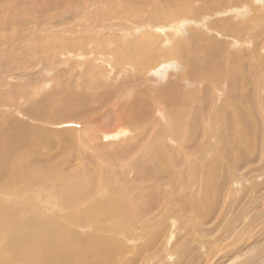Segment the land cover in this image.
<instances>
[{
  "label": "rangeland",
  "instance_id": "1",
  "mask_svg": "<svg viewBox=\"0 0 264 264\" xmlns=\"http://www.w3.org/2000/svg\"><path fill=\"white\" fill-rule=\"evenodd\" d=\"M17 1L0 0V133L29 129L42 135L29 159L33 166L62 165L69 180L93 172L99 189L89 203L114 204L111 188L135 202L154 185L182 196L201 193L210 180L222 188L218 212L199 228L181 230L180 221L171 228L160 215H144L129 232L108 233L125 243L115 264H181V250L183 261L194 253L203 258L193 264H264V0H56L47 13L31 5L13 10ZM62 2L64 11L55 13V3ZM144 46L148 53L142 55ZM194 58L198 63L191 64ZM163 67L161 79L154 78L153 70ZM74 89L95 96L82 107L76 94L61 99ZM135 99L141 103L120 110ZM162 161L168 168L160 174ZM55 182L49 196L42 182L21 197L2 192L0 198L22 203L41 192L42 209L65 216ZM24 185L19 183L21 191ZM175 202L165 209L177 208ZM81 226L79 236L94 231Z\"/></svg>",
  "mask_w": 264,
  "mask_h": 264
},
{
  "label": "bare ground",
  "instance_id": "2",
  "mask_svg": "<svg viewBox=\"0 0 264 264\" xmlns=\"http://www.w3.org/2000/svg\"><path fill=\"white\" fill-rule=\"evenodd\" d=\"M53 1H56V0H18L16 3V6L14 7L13 10H17L19 8V5L22 6V8H20V9L29 8L31 5V7L36 12H38L39 10H42L41 13L42 12L47 13V11H52V8H50V7H51V5H52L51 3ZM59 1L60 0H58V2ZM161 1H163V2L167 1L168 2L169 0H166V1L161 0ZM55 4H56L55 13L57 12V14H60L61 12L64 11L63 8H64L65 2H62L61 4L60 3H55ZM99 4H101V3H99ZM95 5H96V2H95ZM83 6H86V5L84 4ZM87 7L88 6H86V8ZM161 8H162V6H161ZM193 8H189V9H193ZM99 11H100V9H99ZM153 11H155V10H153ZM163 11H164V9H163ZM201 11H203V9ZM212 11H213V9H212ZM7 12H8V10H7ZM41 13H39V14H41ZM158 13H159V11H158ZM166 14H168V13H166ZM166 14H165V16H166ZM169 14H170V12H169ZM44 15L41 17L43 18V20L46 21L48 16H44ZM39 16H36V18L39 19ZM82 16L84 17V15H82ZM169 16H171V15H169ZM67 17L68 16L66 15V18ZM173 17H175V15ZM167 18H168V16H167ZM38 19H35L34 23ZM182 19H184V18H182ZM186 21L187 20H182L181 23L183 25H185L187 23ZM44 23H46V22H44ZM44 23H43V25H44ZM199 23L197 21L198 25H199ZM112 24H110V25H112ZM78 26H80V25H78ZM179 31H181V30L179 29ZM176 32L178 33V31H176ZM203 34H201V35H203ZM198 36L201 37L200 34ZM149 38H151L152 39L151 41H153V39L157 40L158 37L155 38V36L153 37V35H150ZM131 39H133V38H131ZM194 39H196V38H194ZM177 40H180V38ZM144 41L145 40L141 41V43H142L141 46L144 45V43H145ZM192 41H194V40H192ZM158 43H160V42H158ZM177 45H179V43ZM190 45H192V44H190ZM44 47H45V45H44ZM147 48H145V46H144V48L140 49L141 50V51L139 50L140 54L145 55L146 53H148V52H146ZM154 48H155V46H154ZM173 50L174 49L167 51L166 55H172L174 52ZM136 54H138V53H136ZM148 55H150V54H148ZM190 61H192V62H190ZM190 61L189 62L191 64L198 63V60H196L195 58L193 60H190ZM150 62H152V60ZM158 62H159V60H158ZM120 64H122V63H120ZM174 64L175 63L172 62L173 66H174ZM198 65H200V64H198ZM164 66L166 68L168 67V65H164ZM176 66L177 65H175V67ZM184 66H183V68H184ZM187 66H188V64H187ZM149 67H150V65H149ZM165 67L161 68V70H159L157 68V70L156 69L153 70V73L150 72V74L151 73L155 74L154 78L156 76L157 78L161 79L159 74H161V72H163L166 69ZM196 68H198V67H196ZM190 69H192V67H190ZM186 71H187V68H186ZM188 74H190V72ZM193 76H194V74H193ZM185 77L187 78V76H185ZM187 79H189V78H187ZM181 80H182V78H181ZM157 81H159V80H157ZM130 87H133V86L130 85ZM169 87H172V86H169ZM85 88H88V87H85ZM172 88H175V86ZM124 91H125V89H124ZM178 91H179V89H178ZM125 93L129 94L128 90L125 91ZM60 94H61V91H60ZM182 94L183 93H181V95ZM61 95L62 96L64 95V91H62ZM66 95H69V96L65 97ZM74 95L76 96V99L78 100L77 106L82 107V106H86L87 102L90 101V98L95 96V92L94 91L89 92L87 90H84V91H80V92L77 91V93H76V90L74 89V93L67 92L61 99H63V100L65 99L67 101H70L73 99ZM158 97H160V96H158ZM96 98H98V97H96ZM140 99L141 98H139V100ZM160 99H162V97ZM42 100L46 104H48V99L46 96ZM116 100H118V99H116ZM139 100H137V99L133 100V102H131L132 104L131 103L124 104L122 107H120L121 108L120 110H122L124 108H129V107H131V105L134 106V105L141 103V101H139ZM174 101H175V99L173 98L171 102H174ZM116 103H111L109 105V107L114 108V106L117 105ZM112 104H113V106H111ZM148 104L149 103H147V105ZM155 104H156V102H155ZM147 105L146 106L144 105V106L146 108H148ZM111 108H109L108 110H110ZM45 110H46V108H45ZM136 114L132 118L135 117L134 120L137 121V120H139L140 115L138 116ZM124 116L126 117V115H124ZM141 116H142V114H141ZM151 116H153V115H151ZM144 117H145V115H144ZM102 118L103 117H101V119ZM141 120H143V119H141ZM175 121H176V119H175ZM50 125H52V124H50ZM176 126H178V125H176ZM181 126H183V125H181ZM187 126H188V124H187ZM185 127H186V125H185ZM179 128H181V127L179 126ZM179 128H177V129H179ZM184 128H182V129H184ZM177 129L176 130L173 129V131H177ZM186 130H187V128H186ZM41 131L42 130L40 129V132ZM189 131H193V129H190ZM2 132L3 133L6 132L7 134L5 135V133L4 134L0 133V194L2 192H4L2 194L14 193V194H17V196L19 195V197H21L20 195L23 191H31L32 189L34 191H36L37 189H35V188H37L39 185H41L42 182L43 183L46 182L48 184V185L46 184L47 185L46 190H45V186H46L45 184H44V187L42 189L45 190L46 195L49 196V195H52V194H50V192L53 190V187L56 183L55 181H57V182H59L58 184L60 186L59 193L57 194V201L60 205L61 211L65 212V216H60L57 214H47V212H46L47 206L45 207V204H44L45 210H43L42 209L43 207H41L42 205L38 201V199H40V196H42L44 199V195H41L42 194L41 192H39V193L35 192L37 194V196L34 197V195H33V197L30 199L26 198L28 200L22 199L23 200L22 203L19 201L16 202V199H15V201L4 200L3 199L4 196H3V198H0V264H115V262L117 260L116 256H119V255L121 256L126 251V249L124 246L125 243L123 244L117 238L114 239L115 236L110 235V234L113 232L115 233V231L119 232L122 229H126L129 232L130 230H132L131 226L133 225V223H135V221L138 220L139 218L144 217V215L145 216L146 215H148V216L149 215L150 216H153V215L159 216L160 215L163 219L165 218L166 220H168L172 223L171 228H174L175 223L180 221L179 228H181V230L183 229L184 231H189L192 227H194V228L201 227L202 223L207 222L206 220L209 216L212 218L214 213L216 214L218 212L217 206L221 200L222 188H220L219 186L215 187V185H219V184H217V182H215L214 180H213V182H211V180H210V184H208V186H206V187L203 185V187H204L203 189L200 186L202 191L199 190V191H201V193L196 194V195L190 193L189 191L184 193L183 196L180 194L178 195L179 192L177 191L176 188H173V187H171L167 191L162 192V190L160 188H158L160 186L154 185L155 186L154 189H152L151 191H147V192L144 191L143 193H141V195H139V197H137V199H136L137 202H135V201H133V199L128 198V196H130V195L125 196V194L123 192L118 191L119 189L114 190L111 188L112 190L110 189L109 194L112 196V198L114 200V204L107 203L106 199H103V200L97 199L95 201L92 200L91 203H89L91 198L94 196V194L99 189L98 187H96V182L98 180L96 178V181H95V175H93L94 174L93 172H92L93 174L89 173L85 176H78L79 175L78 174V175H75V176H77L75 179L69 180L66 178V176H63V174H62L64 172L62 165L57 164L58 165L57 166L56 164L55 165L53 164L54 165L53 166V165H49V164H47V165L41 164L42 166L41 165L40 166H33V163H32L33 160H32V158L30 159V156L33 155L34 148H35V150H37L35 146H37V144L41 143L40 137H42V135L36 136L37 135L36 133H35V135H33V134L30 135L31 132H29V129H28V131H22V132H16V131L9 132L8 130H4V131L2 130ZM107 135H106V137H107ZM263 135H264V133H263ZM44 137H46V136L44 135ZM112 137L118 138V136L116 137V135L112 136ZM204 137H205V135H204ZM42 139L44 140V138H42ZM14 142H19L20 145L18 147H16L13 145ZM29 159L32 160L31 163H30ZM44 163H45V161H44ZM167 168H168V162L162 161L160 174L163 173L164 171H166ZM59 169L62 171V173ZM76 171H78V170L76 169ZM82 171H84V170H82ZM8 172H9L8 175H10L11 178L8 180H3V177ZM75 174H76V172H75ZM160 174H158V176ZM73 176H72V178H73ZM21 181L23 183H25L24 187L22 188V191L18 187V185ZM102 182H104V181H102ZM22 186H23V184H22ZM195 190H197L196 187H195ZM104 192H107V191H104ZM197 192H198V190H197ZM18 193H20V194H18ZM54 193H56V192L54 191ZM211 195H212V197H211ZM175 200L179 201V204H177V208L172 210L171 208L168 207L165 209V207L167 205H170V204L175 206V204H176ZM85 203L87 204L86 206H85ZM54 206H58V204H55ZM161 206L163 208H161ZM187 207L192 209V210L188 209ZM49 209H50V207H49ZM44 213H46V214H44ZM173 216L176 217L178 220H176ZM115 219H118V222H115L114 221ZM149 220H150V218H149ZM79 225H80V227H82L81 225H86V226L91 225L93 227L92 231L93 230L94 231H93V233H90L88 236L87 235L86 236H82V235L79 236L76 233L77 231H75V229H77L76 227ZM108 233H110V234H108ZM130 235H131V233L129 234V236ZM158 235H160V234H158ZM158 235L156 233L155 237ZM183 251H185V250H183ZM183 251L182 250L177 251L181 257V260H180L181 264H188V262H189V264L190 263L193 264L195 262L203 260V258L200 255L199 256L201 258L199 259V256L195 255L196 253H194V257H192V260L188 261L186 259L185 261H183L184 257L181 256ZM190 255H192V253H190ZM204 260H205V258H204ZM233 262H235V260ZM228 264H230V263H228Z\"/></svg>",
  "mask_w": 264,
  "mask_h": 264
}]
</instances>
